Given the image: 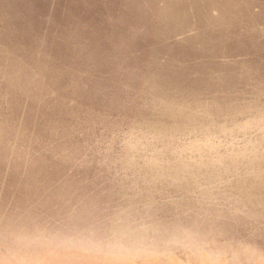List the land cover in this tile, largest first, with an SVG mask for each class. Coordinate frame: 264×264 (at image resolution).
Here are the masks:
<instances>
[{
    "label": "rangeland",
    "instance_id": "1",
    "mask_svg": "<svg viewBox=\"0 0 264 264\" xmlns=\"http://www.w3.org/2000/svg\"><path fill=\"white\" fill-rule=\"evenodd\" d=\"M221 251L264 264V0H0V258Z\"/></svg>",
    "mask_w": 264,
    "mask_h": 264
},
{
    "label": "clouds",
    "instance_id": "2",
    "mask_svg": "<svg viewBox=\"0 0 264 264\" xmlns=\"http://www.w3.org/2000/svg\"><path fill=\"white\" fill-rule=\"evenodd\" d=\"M117 231H119V228H117ZM128 235L133 238L132 243H135L137 234L132 232V233H128ZM161 237L166 238V234H162ZM177 251H179V250H177ZM219 257L220 258L218 260H216L214 258L213 264H229V260L227 259V253L226 252L221 251L219 253ZM0 264H31V262L28 260H21V261H15L14 262V261H10L7 258L2 257V258H0ZM42 264H43V262H42ZM53 264H55V262H53ZM190 264H208V262L206 259L202 260L199 256L193 254L190 257Z\"/></svg>",
    "mask_w": 264,
    "mask_h": 264
},
{
    "label": "water",
    "instance_id": "3",
    "mask_svg": "<svg viewBox=\"0 0 264 264\" xmlns=\"http://www.w3.org/2000/svg\"><path fill=\"white\" fill-rule=\"evenodd\" d=\"M35 5L40 9L42 8L41 4L39 2H35Z\"/></svg>",
    "mask_w": 264,
    "mask_h": 264
}]
</instances>
